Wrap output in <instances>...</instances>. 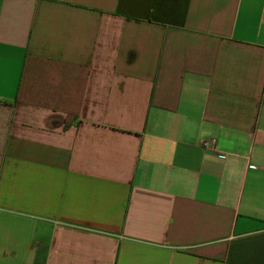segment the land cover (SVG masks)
Instances as JSON below:
<instances>
[{
	"label": "crops",
	"instance_id": "1",
	"mask_svg": "<svg viewBox=\"0 0 264 264\" xmlns=\"http://www.w3.org/2000/svg\"><path fill=\"white\" fill-rule=\"evenodd\" d=\"M0 264H264V0H0Z\"/></svg>",
	"mask_w": 264,
	"mask_h": 264
},
{
	"label": "built area",
	"instance_id": "2",
	"mask_svg": "<svg viewBox=\"0 0 264 264\" xmlns=\"http://www.w3.org/2000/svg\"><path fill=\"white\" fill-rule=\"evenodd\" d=\"M202 144H203L204 148L208 149V150H214V148H215V141L214 140L203 141Z\"/></svg>",
	"mask_w": 264,
	"mask_h": 264
}]
</instances>
